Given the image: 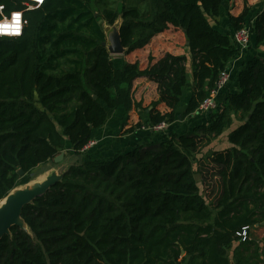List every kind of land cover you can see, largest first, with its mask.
<instances>
[{"label":"trees","instance_id":"1","mask_svg":"<svg viewBox=\"0 0 264 264\" xmlns=\"http://www.w3.org/2000/svg\"><path fill=\"white\" fill-rule=\"evenodd\" d=\"M0 0L4 15L23 12L20 37H0V202L23 175L53 161L70 144L78 162L21 210V226L0 240V264H264V240L237 236L264 222V58L245 61L237 91L190 133L170 130L156 142L105 157L92 148V131L108 112L142 109L132 83L157 86L150 128L170 126L196 112L219 73L239 51L231 33L208 22L222 0ZM229 16L233 31L250 27V43L264 48V11ZM120 19L124 55L162 33H181L191 67V95L177 108L188 83L185 56L164 54L114 67L99 21ZM168 111L160 113L157 105ZM231 146L212 152L221 193L214 210L199 194L192 156L201 141L220 137ZM137 123L125 133L141 129ZM230 253V254H229Z\"/></svg>","mask_w":264,"mask_h":264},{"label":"crops","instance_id":"2","mask_svg":"<svg viewBox=\"0 0 264 264\" xmlns=\"http://www.w3.org/2000/svg\"><path fill=\"white\" fill-rule=\"evenodd\" d=\"M244 7L249 9L247 21L254 20V18L261 11H264V0H222L218 17L215 19L209 18L208 22L216 31L220 33H232L228 18L229 16L238 17L243 11ZM250 46L251 43L249 44V47ZM186 47L187 44L181 33H162L153 38L151 43L144 49L136 51L128 56L124 54L116 56L119 61L116 66L121 67L123 63H132L138 60L140 62V66L144 68L148 65V56L152 58L153 63L158 61L164 54L167 53L173 56H185L187 58L186 73L188 83L181 97V103L177 108V113H181L185 109V106L190 98L192 85L190 60ZM249 47L243 52V54L234 58L228 64L227 67L229 69L228 71L230 77L229 81L233 80L232 82L235 83H228V85L219 93L216 98V109H220V103L218 102L222 101V99L227 94L237 91L236 76L242 64L252 57L257 56L264 58L263 47H259L258 49L253 47L252 50H250ZM132 93L134 101L141 105V110L132 109L128 114H126L123 109L109 111L104 125L100 129L92 131L91 142L95 143L92 149L105 157L111 156L116 152L129 150L136 145H147L149 143L156 142L163 138L170 130L179 134V126L184 127V125L190 123L192 119L195 118L200 119L201 121L205 119L204 117L197 114H192L183 119H181L179 116V118L173 124L167 127L165 132H152L149 125L148 113L152 109L150 106L151 103L157 101L158 99L156 84L148 81L145 78H138L132 83ZM156 110H158L160 113L168 111L164 104L157 105ZM137 123L142 124L141 129H134L131 133H125ZM236 124L237 123L235 122L229 130L225 131L220 136L223 137L222 139H224V141H227L226 137L228 133L237 126ZM193 126L194 125H190L187 127V129L189 128L188 132L192 130ZM230 147V145L224 143L222 149L216 151H223ZM64 150L71 152L70 145ZM249 238L257 242L264 240V225L257 224L252 226L249 229Z\"/></svg>","mask_w":264,"mask_h":264},{"label":"rangeland","instance_id":"3","mask_svg":"<svg viewBox=\"0 0 264 264\" xmlns=\"http://www.w3.org/2000/svg\"><path fill=\"white\" fill-rule=\"evenodd\" d=\"M120 22H121L120 19H118L113 26H107L105 23L100 21V24L106 36L107 44H109V39L113 38L115 32H117ZM253 47H254V43H251L249 49L252 50ZM111 58H113V60L115 61L114 67L121 68L119 66H116L117 63L119 62L117 57L111 56ZM232 81H229V83L230 84L235 83ZM198 123H199V119L195 118L192 119L190 123L184 125V127L179 126L178 127V129L180 130L179 134L190 133L188 132L189 128L187 129V127H189L190 125H194V126L198 125ZM222 138L223 137H219L216 139H212L208 142L205 140L201 141V143L198 146L197 152L191 158L192 170L195 175L194 179L198 187L199 194L204 199L207 206L213 210L221 193V181L218 176L219 168L214 164H212L209 161V158L212 152L222 149L224 143L229 145V143L227 141H224V139ZM69 145L70 144L68 143V141L64 142L65 148H67V146ZM61 153H63V158L59 162L54 163L53 161H49L45 165L36 168L32 172L23 175L19 179L18 186L10 193L13 194L16 191L31 190L36 185L45 182L46 179L51 175H54L56 178H60L64 169H67L70 165L76 164L78 162V156H74L66 150H63Z\"/></svg>","mask_w":264,"mask_h":264},{"label":"built area","instance_id":"4","mask_svg":"<svg viewBox=\"0 0 264 264\" xmlns=\"http://www.w3.org/2000/svg\"><path fill=\"white\" fill-rule=\"evenodd\" d=\"M44 0H26V9H35L41 6ZM23 12L13 11L8 16L4 15V8L0 6V37L16 38L20 37L23 29ZM7 25V27H5ZM231 40L239 51V56L249 47L250 44V27L249 25L243 26L241 29L233 31L231 33ZM228 67L219 73L217 81L214 87L207 93L206 98L200 103L198 109L194 114L206 117L208 114L216 110L217 108V96L229 83V71ZM167 124H159L151 127L152 132L163 133L166 131ZM95 143L90 142L85 149H90ZM249 229L243 228L241 233L237 236L241 237V241L244 242L248 239L247 231Z\"/></svg>","mask_w":264,"mask_h":264},{"label":"water","instance_id":"5","mask_svg":"<svg viewBox=\"0 0 264 264\" xmlns=\"http://www.w3.org/2000/svg\"><path fill=\"white\" fill-rule=\"evenodd\" d=\"M118 31L119 26L113 38L109 39V44H107L106 41L105 43H103V46L107 49L108 54L110 56H119L124 54V49L121 46ZM62 158L63 153H60L57 157L53 159V162L57 163L62 160ZM18 173L20 176H23L22 171L19 170ZM60 178H56L54 175H51L46 179L45 182L36 185L33 189L16 191L13 194L10 193L4 200L1 201L2 203H0V240L5 235L9 234V230L11 229V227L21 226L23 228V223L20 218L22 208L28 204H31L37 197L44 194L54 183L59 181ZM261 224L264 225V222H262Z\"/></svg>","mask_w":264,"mask_h":264},{"label":"snow or ice","instance_id":"6","mask_svg":"<svg viewBox=\"0 0 264 264\" xmlns=\"http://www.w3.org/2000/svg\"><path fill=\"white\" fill-rule=\"evenodd\" d=\"M5 27H7V25H5Z\"/></svg>","mask_w":264,"mask_h":264},{"label":"bare ground","instance_id":"7","mask_svg":"<svg viewBox=\"0 0 264 264\" xmlns=\"http://www.w3.org/2000/svg\"><path fill=\"white\" fill-rule=\"evenodd\" d=\"M2 203V202H1Z\"/></svg>","mask_w":264,"mask_h":264}]
</instances>
